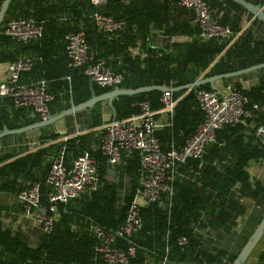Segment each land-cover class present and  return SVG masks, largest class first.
I'll list each match as a JSON object with an SVG mask.
<instances>
[{"label":"trees","instance_id":"trees-1","mask_svg":"<svg viewBox=\"0 0 264 264\" xmlns=\"http://www.w3.org/2000/svg\"><path fill=\"white\" fill-rule=\"evenodd\" d=\"M223 1L251 16L232 0ZM245 1L259 6L264 4V0ZM205 2L209 11L212 7L220 6L215 0ZM169 5L177 6L176 0H107L99 7L88 0H10L0 24V62H9L25 55L33 58L31 68L21 74L20 80L25 81L23 76L25 79L45 80L46 89L52 97L48 103L49 114L83 102L90 96L87 76L82 68H69L66 65L63 36L69 32L82 31L92 59L102 60L105 66L121 73L120 88L150 85L176 87L192 82L201 72L202 77H207L264 62V38L242 30L236 22L227 24L233 40L229 37L201 39L195 24H190L188 20L170 21ZM95 10L123 20V27L109 34L98 31L91 20V13ZM184 10L178 6V11L184 13ZM187 14L192 16L189 12ZM19 17L42 21L41 37L21 43L1 33L6 20ZM149 24L165 36L186 35L190 40L167 42L162 48L152 47L147 41ZM262 69L264 71V67ZM197 88L211 90L209 84ZM232 88L248 99L246 108L250 109L253 117L246 119V122L251 123L253 128L264 123V74L254 86L242 89L238 84H232ZM110 89L93 84L94 94ZM160 94L152 90L114 97L111 102L114 118H125L137 112L136 104L143 100L148 102L150 108L158 109ZM172 96L178 100L170 126L156 131L162 149L171 141L175 145L181 144L201 119L192 89L172 92ZM101 103L86 110L93 111ZM253 103L259 106V110L252 109ZM89 119L90 130L81 135L63 141L60 139L62 134L49 131L48 125L39 128L40 146L36 149L18 155L0 154V191L16 195L26 182L39 183V204L44 208L47 207L48 190L43 183L44 177L51 160L59 151H62V161L67 167L77 153L88 151L95 159L99 181L95 190L65 204H56L57 217L51 230L47 234L40 233L34 247L28 246L9 228L0 229V264H87L94 245L87 224L92 222L106 229H114L122 222L125 205L134 193L137 155L132 153L122 164L123 172L128 177V189L119 205L120 197L104 178L105 158L96 149L97 135L91 131L104 119L99 111L91 112ZM35 121L37 119L29 115L28 109L14 108L6 97L0 100V129L2 125L14 129ZM242 127L236 124L216 132V140L219 133L226 132L224 138H228V142L224 145L234 152L229 166L218 172L212 165V158L205 155L201 164L196 159L185 160L180 164V172L185 177L178 176L174 181L169 206L164 208L150 203L142 207L138 232L128 239L116 238L115 244L120 247L128 242L134 245L135 257L129 264H145L146 259L156 262L164 254L170 264L222 263V259L228 263L232 261L235 255L226 254L223 250L208 252L201 249L197 229L216 217L218 210L226 205L234 185H238L239 196H264V181L256 180L251 184L244 170L248 159L262 156V149L257 145L249 148L248 142L243 141ZM179 237H184V244H178Z\"/></svg>","mask_w":264,"mask_h":264},{"label":"built area","instance_id":"built-area-1","mask_svg":"<svg viewBox=\"0 0 264 264\" xmlns=\"http://www.w3.org/2000/svg\"><path fill=\"white\" fill-rule=\"evenodd\" d=\"M88 1L95 7L107 2ZM176 5L191 13L201 39L231 36L229 26L219 23L211 16L204 0H176ZM260 7L263 10L264 4ZM91 20L98 31L106 34L114 33L124 25L123 20L98 10L91 13ZM41 24L42 21L33 18H13L3 23L1 33L17 42L26 43L41 37ZM167 39L168 42L177 41L176 36H168ZM63 51L67 67L82 68L93 84L99 87H119L122 81L121 73L105 66L102 60L92 59L82 31L69 32L63 36ZM32 63L33 58L26 55L6 62L5 77L0 80V95L8 98L14 108L28 109L29 115L37 121L45 120L49 116L48 103L52 99L46 90L45 80H20L21 74L27 72ZM165 87L167 89L162 91L159 97L158 109L150 108L146 100L139 101L136 104L137 112L121 119H107L92 129L98 139L96 149L105 158L107 165L116 167L135 153L138 169L134 193L130 202L125 205L122 222L114 229H106L92 222L87 224V230L94 239L92 256L87 264H129L135 257L134 245L128 242L126 246L120 247L115 244V240L128 239L138 232L141 227L140 209L150 203L167 208L174 181L178 176L185 177V174L180 172V164L187 159H196L201 164L206 146L215 142L219 129L241 123L248 125L246 119L253 117L250 109L246 108V96L230 86L225 87L222 92L189 88L193 90L201 119L181 144L175 145L171 141L162 149L156 131L170 126L173 109L178 100L172 96L171 85ZM251 107L255 111L259 110L255 103ZM86 132L88 131L62 134L60 139L65 141ZM254 135L262 149L260 159L264 161V123L255 126ZM21 144L30 150L40 146L37 141L30 140ZM98 182L96 162L92 154L88 151L77 153L67 167L62 161V151H59L51 160L44 177L43 183L48 189L47 207L39 204V183L36 182H26L15 198L21 204L24 216L36 218L40 224V233L47 234L57 217L56 204H65L95 190ZM117 204H122L121 198ZM177 242L184 244V237H179ZM145 264L170 263L164 254L156 262L146 259ZM201 264L229 263L222 259V263Z\"/></svg>","mask_w":264,"mask_h":264},{"label":"crops","instance_id":"crops-1","mask_svg":"<svg viewBox=\"0 0 264 264\" xmlns=\"http://www.w3.org/2000/svg\"><path fill=\"white\" fill-rule=\"evenodd\" d=\"M205 1L209 2V0ZM215 2L220 6L212 7L209 12L219 23L231 25L237 22L241 29L243 24L249 25L251 23L249 29L243 28L242 30H248L253 32L256 36L264 38V26L258 21L253 22L255 20L252 16H248L240 8L229 5L223 0H215ZM168 8L170 21L175 20L178 22L181 20H188L190 24H194L193 17L189 16L186 10H184V13H181L178 11V6L173 7L169 5ZM174 36H176L177 42H188L190 40V37L186 35ZM167 38L168 36L163 35L162 32L153 27L152 24L148 25L147 41L150 46L162 48L164 44L168 42ZM5 63L6 62H0V80L5 77ZM262 68L216 80L210 85V88L222 92L225 87H232V84H238L242 89H247L254 86L258 78L264 74ZM202 73L203 72L199 73L196 78H203L201 76ZM226 79H229V82ZM23 80L30 81L34 79H25L23 76ZM106 109L110 114L107 105ZM76 113L71 115H75ZM71 115L68 116L70 117ZM68 116L61 119L64 120V118ZM59 120L50 124L52 126L49 127V131L60 134L59 128L55 127ZM61 123L64 124V121ZM241 125L243 126V130H241L243 133V141L248 142L249 148L255 145L260 148L254 135L253 125L251 123L248 125L241 123ZM250 132L252 134H250ZM39 133V129H33L22 134L8 135L0 138V154L7 153L18 155L32 151L21 143L30 140L37 141L40 144V140L38 139ZM225 134L226 132L219 133V139L206 146L204 152L205 156L212 158V165L218 172H222L225 167L229 166L234 158L233 150L224 145L228 142V138H224ZM231 137H233V135H231ZM214 145L216 146L215 148L212 147ZM260 158L261 157L250 158L244 166V170L248 173L251 184L256 180L264 181V178L258 179V175L264 173V161ZM103 168L104 178L115 188L116 195L121 198L128 189V177L123 172L122 164L111 167L104 162ZM125 179L126 182L124 183ZM237 189L238 185H234L226 205L218 210L216 217L214 216L209 224L202 225L197 229L201 249L208 252H214L218 249L225 251L226 254L236 255L247 237L255 228L264 210V196H239ZM5 227L9 228L12 232H16L19 238L30 247H34L38 242V237L40 235V224L38 220L34 217L24 216L23 208L16 200L15 195L0 191V229ZM243 264H264V236L260 238Z\"/></svg>","mask_w":264,"mask_h":264},{"label":"water","instance_id":"water-1","mask_svg":"<svg viewBox=\"0 0 264 264\" xmlns=\"http://www.w3.org/2000/svg\"><path fill=\"white\" fill-rule=\"evenodd\" d=\"M232 1L236 3L237 5L241 6L247 13H249L252 17L256 18L261 24L264 25V12L258 4H253L245 0H232ZM9 2L10 0H2L0 3V24H1V20L4 16L5 10ZM262 67H264V62H260L254 65L247 66L245 68H241V69L230 71V72L214 74V75L203 77V78H196L192 82H189V83H186L180 86H176V87H171V90L173 92H176V91L186 90L192 87H197L202 84L212 85V83L216 80L240 75L245 72L259 69ZM87 84H88L90 96L83 102H80L75 105H71L68 108H65L55 114H49V116L45 120L35 121V122H32L30 124H27L25 126H21L18 128L8 129L4 125H2L0 129V138L4 136H8V135L22 134L27 131L33 130V129H39V128L48 126L52 124L53 122L65 116L71 115L73 113H76L82 110L89 109L92 106H94L96 103H100V102H106V105L108 109L110 110L111 118H114L113 108L111 105L112 99L114 97L121 96V95H134V94H139V93L148 92L152 90L162 92L165 89H167L163 85H150V86H142V87H137V88L113 87L106 92H103L100 94H94L93 82L89 78H87ZM3 98L4 97L0 95V100H3ZM43 213L44 211L42 210V214ZM263 236H264V210L255 228L252 230V232L247 237V239L243 243L240 250L237 252V254L234 256V258L229 264H243L245 259L251 253L254 246ZM172 264H178V263H172Z\"/></svg>","mask_w":264,"mask_h":264},{"label":"rangeland","instance_id":"rangeland-1","mask_svg":"<svg viewBox=\"0 0 264 264\" xmlns=\"http://www.w3.org/2000/svg\"><path fill=\"white\" fill-rule=\"evenodd\" d=\"M235 8V7H234ZM256 22V21H253ZM251 24V23H250ZM243 24L242 29L244 28H250L251 25ZM234 37H229L230 40H233ZM215 60V59H214ZM225 80V79H224ZM229 82V79H226ZM99 111L100 114L102 115V118L107 120L109 118V112L106 109V103L102 102L99 106L95 107L93 111H81L79 113H76L75 115H71L70 117H66L58 121L55 125V127L59 128L60 134L67 133V134H73L74 132H82V131H89L90 128V119L89 116H91V112ZM64 121V124L61 122ZM103 121V122H104ZM52 125H49V127ZM54 126V125H53ZM93 132V130H91ZM264 178V173L258 175V179ZM122 182V180H121ZM126 182V179L124 180V183ZM119 190V189H118Z\"/></svg>","mask_w":264,"mask_h":264}]
</instances>
